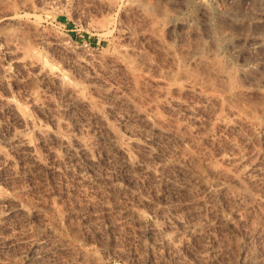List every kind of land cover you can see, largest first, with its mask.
<instances>
[{
	"label": "rangeland",
	"instance_id": "374dc122",
	"mask_svg": "<svg viewBox=\"0 0 264 264\" xmlns=\"http://www.w3.org/2000/svg\"><path fill=\"white\" fill-rule=\"evenodd\" d=\"M0 264H264V0H0Z\"/></svg>",
	"mask_w": 264,
	"mask_h": 264
}]
</instances>
